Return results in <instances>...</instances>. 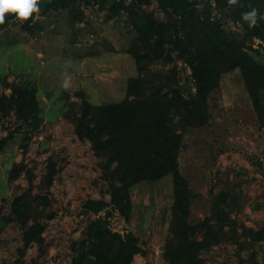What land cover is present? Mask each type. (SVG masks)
Here are the masks:
<instances>
[{"label":"rangeland","instance_id":"obj_1","mask_svg":"<svg viewBox=\"0 0 264 264\" xmlns=\"http://www.w3.org/2000/svg\"><path fill=\"white\" fill-rule=\"evenodd\" d=\"M106 5L89 1L38 10L23 23L6 13L5 23L0 24V77L30 79L36 87L40 117L33 125L23 112L0 115V138H4L0 145V264H71L70 244L82 237L85 224L96 214L81 212L83 201L109 199L99 157L64 116L80 96L92 105L121 99L127 77L137 74L128 50L135 32L123 10L106 17ZM140 6L163 18L155 0ZM215 14L219 12L212 8L211 15ZM220 23L232 47L241 25L223 14ZM244 43L261 51L256 37ZM255 57L264 62L259 54ZM146 68L157 73L170 69L185 96L187 88L193 89L188 66L173 53L148 62ZM0 91L9 90L0 84ZM206 107L207 121L183 130L177 152V168L192 192L187 219L195 222L209 213L212 193L229 187L235 192L238 220L264 229V128L257 122L236 68L220 73L218 85L206 96ZM14 162L22 167H13ZM50 162L54 174L40 191L48 200L45 209L52 212L51 217H38L43 225L42 248L35 243L21 248V230L10 219L9 200L26 187L25 169L31 170L32 191H36ZM129 198L127 218L106 205L107 224L119 232L120 243L115 258H104L100 264H164L161 250L170 215L171 175L132 184ZM97 214L103 216L104 210ZM230 246L227 242L211 245L202 254L205 264H236ZM241 264H260V260Z\"/></svg>","mask_w":264,"mask_h":264},{"label":"trees","instance_id":"obj_2","mask_svg":"<svg viewBox=\"0 0 264 264\" xmlns=\"http://www.w3.org/2000/svg\"><path fill=\"white\" fill-rule=\"evenodd\" d=\"M89 1L100 7L107 4L106 17L119 10L126 12L135 32L128 50L137 74L127 77L121 99L92 105L80 96L70 112L64 113L75 134L87 139L93 154L99 157L100 177L109 195L108 201H83L81 212L96 214L85 224L82 237L71 242V264H100L104 258H115L120 234L107 224L106 205L111 204L112 209L127 218L129 187L166 173L171 175L172 198L161 250L164 264H205L203 252L220 242L231 245L229 252L236 264L258 260L261 264L264 229L238 220L233 189H217L212 193L210 212L195 222L188 221L192 192L177 168V152L183 130L207 121L206 96L218 85L220 73L233 68L239 71L257 122L264 128V62L255 57L257 53L264 58V0H237L234 5H229L228 0H155L163 18L140 6L150 0H38V9L44 12ZM212 8L219 12L218 16L211 15ZM253 9H257L256 24L250 27V22L242 17ZM222 14L241 25V34L234 38L232 47L222 31ZM251 37L261 40V51L244 43ZM171 53L189 68L193 89L187 88L186 96L170 69L157 73L146 68L148 62L170 58ZM0 84L9 90L0 91V115L23 112L28 123L36 125L40 117L34 83L27 78L7 81L0 77ZM3 140L0 138V145ZM12 166L22 167L18 162ZM24 173L28 183L11 196L10 219L21 230V248L35 243L41 249L43 225L38 217H51L52 212L45 209L48 200L40 191L50 184L54 167L51 162L47 164L36 191H32L31 170L25 169ZM102 209L103 216L97 214Z\"/></svg>","mask_w":264,"mask_h":264},{"label":"clouds","instance_id":"obj_3","mask_svg":"<svg viewBox=\"0 0 264 264\" xmlns=\"http://www.w3.org/2000/svg\"><path fill=\"white\" fill-rule=\"evenodd\" d=\"M229 5H234L237 0H228ZM38 0H0V24L5 23V14L13 13L16 15V19L21 23L28 20L33 12H37ZM257 17V9H253L251 12L244 13L243 19L250 22V27L255 26ZM264 19V17H261ZM67 87V83H65Z\"/></svg>","mask_w":264,"mask_h":264}]
</instances>
